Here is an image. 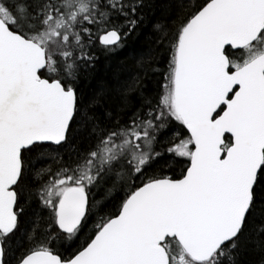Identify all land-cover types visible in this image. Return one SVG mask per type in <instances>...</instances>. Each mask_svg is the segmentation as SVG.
Segmentation results:
<instances>
[{"label":"snow or ice","instance_id":"1","mask_svg":"<svg viewBox=\"0 0 264 264\" xmlns=\"http://www.w3.org/2000/svg\"><path fill=\"white\" fill-rule=\"evenodd\" d=\"M0 264H264V0H0Z\"/></svg>","mask_w":264,"mask_h":264},{"label":"trees","instance_id":"2","mask_svg":"<svg viewBox=\"0 0 264 264\" xmlns=\"http://www.w3.org/2000/svg\"><path fill=\"white\" fill-rule=\"evenodd\" d=\"M143 38H141L140 41H135L132 43H129V45L127 46V48H125L118 57L110 60V61H105L102 59L100 65H98L97 68V75L100 78H104L106 76H108L111 71L115 70L116 67L118 66V64L121 61H129L131 62V57L134 55L135 51L139 49V47L141 46Z\"/></svg>","mask_w":264,"mask_h":264}]
</instances>
